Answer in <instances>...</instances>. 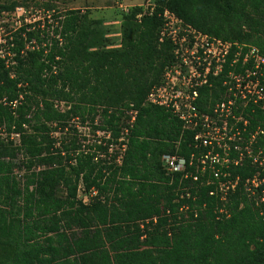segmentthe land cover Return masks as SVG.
Instances as JSON below:
<instances>
[{"label":"trees","instance_id":"1","mask_svg":"<svg viewBox=\"0 0 264 264\" xmlns=\"http://www.w3.org/2000/svg\"><path fill=\"white\" fill-rule=\"evenodd\" d=\"M154 1L152 16L142 7L122 15L117 48H108L103 21L81 10L65 12L53 34L29 25L12 34L16 65L7 69L0 59V99L19 104L14 111L0 104V131L19 134L20 146L0 136V264H264V217L256 202L239 189L231 217L218 220L212 187L181 199V176H169L162 157L198 155L194 132L146 103L173 62L172 44L159 42L165 10L264 55V0ZM22 5L0 3V13ZM29 43L33 50H26ZM222 91L220 81L204 89L198 107L208 111ZM131 111L137 112L132 127ZM76 120L104 134L94 151L71 135ZM257 128L264 129L259 108L250 130ZM125 129L118 164L120 154L109 148ZM257 171L246 161L232 174L244 181ZM81 182L86 193L97 191L88 204L78 198ZM184 205L190 209L180 213Z\"/></svg>","mask_w":264,"mask_h":264},{"label":"built area","instance_id":"2","mask_svg":"<svg viewBox=\"0 0 264 264\" xmlns=\"http://www.w3.org/2000/svg\"><path fill=\"white\" fill-rule=\"evenodd\" d=\"M141 7L144 15L152 16L155 1L146 0ZM15 12L19 18L25 13L20 7ZM4 15L6 13H0V59L7 69H12L16 65V53L12 51L14 44L11 42L16 30H5L6 26L1 20ZM162 19L159 42L172 44L173 62L165 68L161 82L149 92L146 103L170 111L183 124L184 130L194 132L193 146L199 152L198 155L192 153L189 158L163 156L164 170L171 177L181 176V199L191 198L192 189L198 191L202 186L212 187L209 196L218 201V220L231 217L229 203L231 196L239 189L256 202L261 209L260 215L264 217V129L250 130L256 108L264 111V55L255 46L231 43L204 34L169 10L163 12ZM32 43L27 44L26 50L34 49ZM10 73L13 78V71ZM217 81H220L223 90L220 99L203 112L198 107L202 91L212 90ZM19 99L23 100V96L20 95ZM0 104L14 111L19 102H8L3 98ZM60 106L64 108L63 103H56V108ZM129 115L132 117L129 126L132 127L137 112L131 111ZM128 133L125 129L118 143L109 148L110 153L116 151L120 154L116 160L118 164H121L127 148ZM0 136L7 140L9 138L4 129H1ZM259 139L262 140L261 144ZM9 141L20 146V135L11 134ZM115 145L119 148L115 149ZM246 161L258 171L243 181L234 177L232 170L243 167ZM96 195V190L86 193L83 183L79 184L78 198L84 204ZM193 200L196 201L197 197H193ZM189 209L184 205L180 213ZM193 214L198 218L199 211L194 209Z\"/></svg>","mask_w":264,"mask_h":264},{"label":"rangeland","instance_id":"3","mask_svg":"<svg viewBox=\"0 0 264 264\" xmlns=\"http://www.w3.org/2000/svg\"><path fill=\"white\" fill-rule=\"evenodd\" d=\"M24 2L20 8L24 9V15L14 13H6L1 19L6 26L5 30H17L23 25L35 26L36 30H45L53 34L54 30L59 26L63 15L69 10H81L88 12L90 18L100 19L104 25L109 28L107 38L110 39V48H117L121 45L120 24L122 15L127 14L134 7H141L146 0H0L1 4L7 2ZM47 5L53 6L52 10L48 11ZM119 30V31H118ZM119 34V35H117ZM59 109H64L60 106ZM89 124V123H88ZM72 128L77 130V133H72L78 139V142L86 151H94L95 145H100L104 139V134L101 131L93 130L90 125L82 124L79 120L72 123ZM54 138H59V133H53ZM115 149L119 146L115 145ZM20 160L24 158L20 155ZM88 204V203H87Z\"/></svg>","mask_w":264,"mask_h":264},{"label":"crops","instance_id":"4","mask_svg":"<svg viewBox=\"0 0 264 264\" xmlns=\"http://www.w3.org/2000/svg\"><path fill=\"white\" fill-rule=\"evenodd\" d=\"M127 2H128V0H126ZM117 24H120L119 26H121V24H122V21L120 20L119 22H117ZM119 31V30H118ZM117 35H119V34H117ZM121 35V34H120Z\"/></svg>","mask_w":264,"mask_h":264}]
</instances>
